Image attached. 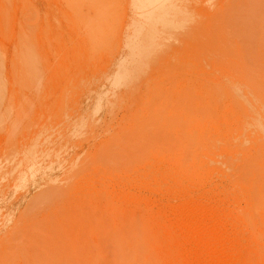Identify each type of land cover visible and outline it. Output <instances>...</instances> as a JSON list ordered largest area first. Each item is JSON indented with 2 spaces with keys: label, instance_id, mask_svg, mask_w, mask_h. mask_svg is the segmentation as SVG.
Listing matches in <instances>:
<instances>
[{
  "label": "rangeland",
  "instance_id": "obj_1",
  "mask_svg": "<svg viewBox=\"0 0 264 264\" xmlns=\"http://www.w3.org/2000/svg\"><path fill=\"white\" fill-rule=\"evenodd\" d=\"M193 2L147 101L125 91L108 115L92 86L120 58L126 0H0V264H264V0ZM129 216L138 238L114 242Z\"/></svg>",
  "mask_w": 264,
  "mask_h": 264
},
{
  "label": "bare ground",
  "instance_id": "obj_2",
  "mask_svg": "<svg viewBox=\"0 0 264 264\" xmlns=\"http://www.w3.org/2000/svg\"><path fill=\"white\" fill-rule=\"evenodd\" d=\"M193 1H195V0H189V2H187L186 0H126V8H125L126 12L125 13L129 17L127 19V26H126L127 27V33H126L125 38L121 41L120 49L118 50V55H120V58H119L118 61H115L111 65V67L108 70V72L101 78V80L97 84L94 85L95 88L92 86V89L94 91H96V93H97L96 100L94 101V103H95V111L94 112L97 113V110L105 109V112H108V115H109L111 113V111L115 110V108L117 107L118 103H120L123 100V94H124L125 91L131 92L130 93L131 99H133L134 97L139 96L138 93H140V96H141V93H144V92H139V91L140 90L142 91V89H144L147 92L150 91V88L152 86L151 83H149L150 81L149 82L146 81L144 84L141 83L144 80V76L145 77H149V75L151 74L152 71H156V70H163L164 71L167 68L168 65H173V63H174V61H171L172 60L171 58H165V55H164L163 51L161 50L162 41H165V40L173 41V40L176 39L179 42L180 40H178L175 37L179 33H182V34L185 33L186 30L189 27L193 28L195 23H197L198 20L202 16L200 9L197 8V6H198L197 3L193 2ZM187 4H190V6L187 5ZM196 31L194 30V32H193V30H192L191 32H193L195 34ZM198 31L201 32V29L198 30ZM198 31H197V33H198ZM213 53L214 52H211V54H213ZM215 53H214V55H215ZM190 54L192 55L193 53H190ZM194 54L195 55H192V56L196 57V56H199L201 53L198 52V54H199L198 55L197 52H194ZM203 55H205V54H203ZM203 55L201 54L200 57H202ZM210 55L207 58H209ZM212 58H213V56H212ZM163 59H166V60L170 59V60L167 61V63L165 64ZM218 59L220 60V58H218ZM153 66H154V68H153ZM172 67L169 66V68H172ZM174 70H172V72ZM170 71H171V69H170ZM170 85H171V83H170ZM224 86H226V85H224ZM156 88H159V86L158 87L156 86ZM153 89L157 91L156 92L157 95L161 94L164 91V90H162V92H160L158 94V89H155L154 87H153ZM236 91H233L235 93V95H237ZM146 93H144V95H143V98H145V100H146V96L145 95L148 96V94H149V93H147V94ZM149 95H151V94H149ZM252 95H254V93H252ZM139 97H137V98H139ZM148 98L150 100H154L153 97L149 96ZM149 99H148V102H149ZM156 99H157V97H156ZM173 100H174V98H173ZM157 101H158V99H157ZM168 102L169 101H167V103ZM151 103H153V101ZM148 105L150 106V104H148ZM165 107H167V105L164 106V108ZM159 111L160 110H158V113H157L158 116L160 115ZM103 114H104V112H103ZM157 114H152L151 117L152 116L154 117ZM92 115H95V114L93 113ZM134 115L132 117H134ZM82 116L84 117L83 114H82ZM166 116L167 115H163L162 117L165 118ZM168 116H170V115L168 114ZM141 117H143V115ZM159 117H161V116H159ZM84 118H86V117H84ZM87 118L90 119L89 116H87ZM95 118H96V116H95ZM136 119H138L137 121L139 122V121L143 120L144 118H142V119L140 118V120H139V118H136ZM166 119H167V117L165 118V120ZM83 121H84V119L82 117H80L79 121L76 120V123L79 124V125H82ZM159 121H160V118H159ZM175 121H177V120H175ZM162 124H164V123L162 122ZM167 124H168V122H167ZM172 125H174V123L173 124L170 123L171 127H172ZM178 125L179 124H177V127H178ZM149 126H150V124H149ZM170 126H168V127H170ZM175 127H172V128H175ZM130 129H132V128H130ZM178 129L179 128L176 129V132H177ZM164 133H163L162 137H164ZM178 133L180 135V132H178ZM158 134H160V133H158ZM145 135L146 134H144V136L143 135L142 136L145 137ZM152 135H154V134H152ZM116 137H118V136H116ZM120 137H122V136H120ZM123 137H122V139H123ZM118 138H116V141H117ZM122 139H118V140H121V143H123ZM139 141H140V144L143 145L144 147L147 145V144L145 145L144 142L142 143L141 140H139ZM126 142L127 141H124V143H126ZM121 143H119V144L120 145H124V144H121ZM139 148H141V147L139 146ZM139 148L137 147V149H135V150L132 149L131 151H134L135 153L137 151L139 153L142 150V149H139ZM122 159H123V157L121 158V160ZM125 159L126 158L124 157L123 160H125ZM25 170H27L29 172L30 178L35 177V175L39 172V171H37L35 169V166L31 162L25 163L22 167L19 168L18 171H20V174H21V173H24ZM20 174H19V177L17 176L18 180L19 181L20 180L25 181L26 178H27L26 175L25 174L20 175ZM123 215L126 216V214H123ZM92 217L97 220L95 222L100 224L98 232H99V236H100L99 238H101L100 239L101 240V244L100 243L99 244L103 245L102 241H104L105 238L108 237L111 234V232H109V230H111V229H107L108 228L107 227V223H106L107 221L104 219L103 214H100L98 217L97 216H95V217L92 216ZM130 217L131 216H129V218H125V219L123 217H118V218H121V222H122V223H120L119 227L123 226V228H121L122 230H120V232L124 233L129 228L128 231H127L129 236H131V234H134L133 232L139 229V223L137 221H135L136 218L135 217L134 218H132V217L130 218ZM87 218H88L89 221H93L94 220L90 216L87 217ZM115 218H116V216H115ZM89 221H86V222L89 224L90 223ZM95 222L93 221V223H95ZM97 223H95V224H97ZM88 224H87V226H89V228H90L91 224L90 225H88ZM98 224H97V226H98ZM85 228H88V227H85ZM62 229L64 230L65 228H62ZM70 230H72V229H70ZM67 231H68V229H67ZM138 231H140V230H138ZM138 231H136V232H138ZM127 232H125V233L127 234ZM84 233L86 234V232H84ZM125 233L121 236L120 234L118 235V234H115V232H114V234L112 233L111 237L115 240L114 242H120L121 243L122 240L125 238ZM128 234H127V236H128ZM138 236H139V234L137 235V233H136V236L134 234V237L138 238ZM149 239L147 241H149ZM145 240H146V238H145ZM147 243L148 242H145V246H146ZM138 244H139V241H138ZM140 245L142 247L141 243H140ZM137 248H138V245H137ZM138 249H140V248H138ZM141 250H140V252L143 251V250L142 251ZM151 250L152 249H150L149 251H151ZM129 254H130V252H129ZM136 255H138V253Z\"/></svg>",
  "mask_w": 264,
  "mask_h": 264
}]
</instances>
